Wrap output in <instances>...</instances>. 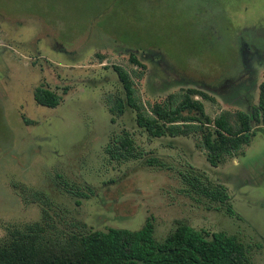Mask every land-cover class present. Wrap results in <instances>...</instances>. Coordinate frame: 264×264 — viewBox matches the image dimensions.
Here are the masks:
<instances>
[{
    "label": "rangeland",
    "instance_id": "obj_1",
    "mask_svg": "<svg viewBox=\"0 0 264 264\" xmlns=\"http://www.w3.org/2000/svg\"><path fill=\"white\" fill-rule=\"evenodd\" d=\"M114 65L142 72L146 105L196 88L213 119L250 111L264 81V0H0V241L45 212L104 231L149 219L158 241L180 224L223 231L264 264V125L213 166L198 136L153 137L129 106L111 113L108 95L123 93ZM41 86L58 106L37 103ZM123 130L136 156L117 161L105 147ZM194 175L229 199L197 193Z\"/></svg>",
    "mask_w": 264,
    "mask_h": 264
},
{
    "label": "trees",
    "instance_id": "obj_2",
    "mask_svg": "<svg viewBox=\"0 0 264 264\" xmlns=\"http://www.w3.org/2000/svg\"><path fill=\"white\" fill-rule=\"evenodd\" d=\"M131 59L145 68L135 54ZM114 70L123 93L108 95L112 114L121 115L129 106L136 113L138 126L153 137L198 136L199 146L213 166L241 152L250 144L255 127L264 125V81L259 87L258 104L250 111H223L213 119L203 101L196 98V95L209 97L199 89L170 93L146 105L134 80V76L141 78L142 72L133 70L132 74L121 65H114ZM34 98L47 107L58 106L62 99L43 86L36 88ZM105 151L117 161L135 158V139L131 132L123 130L112 137ZM185 179L192 189L209 199L219 202L229 199L223 184L204 182L198 175ZM77 203L81 202L77 200ZM64 219L58 212H45L41 222L24 231L11 232L0 241V264H254L248 245L223 231L210 233L180 224L158 241L149 219L137 230L111 227L106 231L94 230L79 221L62 226Z\"/></svg>",
    "mask_w": 264,
    "mask_h": 264
}]
</instances>
